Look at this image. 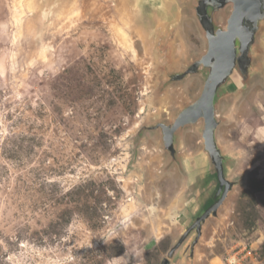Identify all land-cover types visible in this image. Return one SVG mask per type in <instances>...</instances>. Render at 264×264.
<instances>
[{"label":"rangeland","instance_id":"374dc122","mask_svg":"<svg viewBox=\"0 0 264 264\" xmlns=\"http://www.w3.org/2000/svg\"><path fill=\"white\" fill-rule=\"evenodd\" d=\"M169 45L177 70L206 50L184 0H0V264L166 257L215 186L201 121L183 131L188 184L157 133L135 142L199 95L193 76L155 96ZM217 114L238 185L196 264H264V78ZM190 239L171 264H186Z\"/></svg>","mask_w":264,"mask_h":264},{"label":"water","instance_id":"95a60500","mask_svg":"<svg viewBox=\"0 0 264 264\" xmlns=\"http://www.w3.org/2000/svg\"><path fill=\"white\" fill-rule=\"evenodd\" d=\"M55 1V0H53ZM64 0H56L60 3ZM136 5L139 0H125ZM195 19L205 41L206 50L192 60L184 70H177L173 62L171 45L166 63L159 68L158 87L155 96L165 93L172 84L181 83L187 77L201 76L199 95L184 104L174 119L165 122L141 125L135 136L138 145L141 134L151 131L158 134L160 145L168 154L171 164L176 163L188 184L187 155L181 152L183 131L195 127L201 121V151L208 164L205 182L214 181L215 186L203 201L199 212L184 230L159 264H171L170 260L190 239L185 249L186 264H196L197 247L207 222H219V211L224 206L238 181L229 179L228 174L237 160L224 152L218 137L219 127L227 122L226 116L217 112L224 102L235 106L249 90L254 79L264 78V53L258 41L264 33V0H184ZM229 8L224 25L217 17ZM169 30V29H168Z\"/></svg>","mask_w":264,"mask_h":264}]
</instances>
